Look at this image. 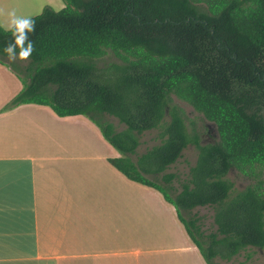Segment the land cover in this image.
Masks as SVG:
<instances>
[{"label":"trees","instance_id":"obj_1","mask_svg":"<svg viewBox=\"0 0 264 264\" xmlns=\"http://www.w3.org/2000/svg\"><path fill=\"white\" fill-rule=\"evenodd\" d=\"M62 2L32 17L35 51L20 68L6 61L11 33L0 27V68L22 86L7 106L89 119L119 155L107 164L174 208L205 264L264 250V0ZM108 54L118 61L99 65ZM173 98L212 122L217 138L202 144L195 120ZM151 130L159 144L137 154ZM188 146L196 161L186 177L166 173ZM231 169L251 183L235 190ZM197 207L212 210L214 232L204 235L190 215Z\"/></svg>","mask_w":264,"mask_h":264},{"label":"crops","instance_id":"obj_2","mask_svg":"<svg viewBox=\"0 0 264 264\" xmlns=\"http://www.w3.org/2000/svg\"><path fill=\"white\" fill-rule=\"evenodd\" d=\"M15 94L0 68V264H205L175 210L107 164L117 154L85 117L10 109Z\"/></svg>","mask_w":264,"mask_h":264},{"label":"rangeland","instance_id":"obj_3","mask_svg":"<svg viewBox=\"0 0 264 264\" xmlns=\"http://www.w3.org/2000/svg\"><path fill=\"white\" fill-rule=\"evenodd\" d=\"M193 1L198 6L205 7L208 0H193ZM59 2H61L62 7L58 5ZM4 6H9L11 9H15L18 15H22L26 17H34V16L39 15L45 6H49L55 11H59L60 9L64 7V4L62 0H57L56 2L55 0H0V8H4ZM6 22H7L6 16L0 17V23L6 24ZM117 61L118 60L116 59L115 56L108 54L101 58V60L99 61V65L107 64L109 62H117ZM13 64H15L16 67L18 66V68H20L24 66L26 62L17 60ZM5 77H6L9 87L13 91H15V93H17L19 90V88L17 87V84L21 82L18 80V78L12 72V70L8 67L5 68ZM173 99L176 104H178L180 107H182L185 110V112L188 114V116L191 119L195 120L197 127L202 133L201 135L202 144L213 142L217 138L216 126L212 122L207 121L201 115L197 114L193 110V108L189 106L187 103L180 101L177 98H173ZM66 120H68V118H66ZM87 120L91 123V126L94 128L97 135H99L101 140H103V138L101 137L99 133L98 128L89 119ZM108 120L113 123L117 131H120L124 128V126L122 124H119L116 119L109 117ZM157 134H158L157 130H151V131L144 133L140 138V145L137 148V154H142L147 149H150L151 147L158 145L159 140L157 139ZM107 146L109 145L107 144ZM109 148L111 147L109 146ZM111 150L113 151L114 154H117L118 156V153L113 148H111ZM195 161H196V150L193 146H188L182 152L181 158H179L178 161L166 171V173H175L181 179H184L188 173L189 167L193 166ZM227 178L231 182H233L235 190H242L248 184L251 183V179H249V177H247L244 174H241L236 169H231L229 173L227 174ZM175 186L176 188H179L178 185H175ZM168 207L171 210L174 209L170 205H168ZM190 215L192 217H196L199 219L198 224L200 225V229L204 233V235H208L209 233L214 232L215 226L213 223V212L210 208L197 207L194 210H192ZM200 260L202 261V259ZM216 261L219 262L220 264H264V250L258 249V248H248L245 251L241 252L236 257H234L231 261H221L219 259H216Z\"/></svg>","mask_w":264,"mask_h":264},{"label":"clouds","instance_id":"obj_4","mask_svg":"<svg viewBox=\"0 0 264 264\" xmlns=\"http://www.w3.org/2000/svg\"><path fill=\"white\" fill-rule=\"evenodd\" d=\"M7 17L6 24L0 23L6 32L11 33V40L6 44L4 52L7 60L15 63L28 61L35 51L34 42L30 39V34L36 32V20L32 17L18 15L15 9L5 11L0 8V17Z\"/></svg>","mask_w":264,"mask_h":264}]
</instances>
